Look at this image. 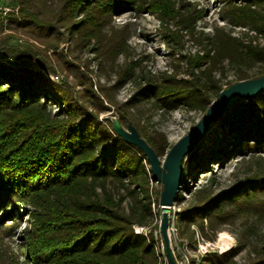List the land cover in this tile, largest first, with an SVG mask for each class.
<instances>
[{"label":"trees","instance_id":"1","mask_svg":"<svg viewBox=\"0 0 264 264\" xmlns=\"http://www.w3.org/2000/svg\"><path fill=\"white\" fill-rule=\"evenodd\" d=\"M16 2L6 27L23 30L43 44L42 48L31 44L39 51L52 50L60 70L78 68L60 48L67 38L75 47L93 52L100 65L109 60L118 81L111 86L99 83L94 89L86 75L85 89L78 91L66 79L55 81L35 69L31 46L0 56H11L7 62L0 61V264H169L156 249L152 229L144 234L134 228L150 226L153 203L158 205L160 198L153 197L150 181L158 179L147 170L150 163L143 150L120 137L113 121L101 115L113 111L124 127L134 125L157 155L164 157L171 144L163 132L143 120L142 104L165 111L189 107L205 112L224 88L216 73H224L227 59L236 66L237 81L250 78L254 67L258 77L264 75V0H228L224 19L254 30L249 41L224 29L215 37L199 31L203 9L176 0ZM128 11L159 17L164 36L174 44L171 49H181L186 34L200 43L207 39L202 54L187 57L191 78L174 74L158 82L145 77L144 86L139 85L126 101H118L117 89L137 77L141 63L133 57L130 25L114 22V16ZM120 55L125 61L119 65ZM220 121L229 124L236 141L243 134L264 141V93L234 103ZM224 140L217 138L220 148H210L206 154L218 159V168L224 155L230 154L223 149ZM248 146L259 144L244 143L240 152L246 154ZM200 165L206 167L204 162ZM208 181H217L214 172ZM257 188L264 190V175L240 180L236 187L218 194L211 187L198 190V200L182 222L188 228L197 223L204 230V218L212 223L233 215L229 204L258 215L264 212V201L256 200ZM181 196L178 193L177 200ZM21 211L26 212L27 224ZM17 239L20 243L14 248L12 241ZM237 252L238 248L211 255L202 264H228ZM251 264H264V246Z\"/></svg>","mask_w":264,"mask_h":264},{"label":"rangeland","instance_id":"2","mask_svg":"<svg viewBox=\"0 0 264 264\" xmlns=\"http://www.w3.org/2000/svg\"><path fill=\"white\" fill-rule=\"evenodd\" d=\"M184 4L191 3L198 8L203 9L204 17L198 22V30L203 31L211 37L220 34V29L231 33L236 37H244L245 41H249V37L256 34L254 30L244 26H233L228 20L224 19V12L227 8L228 0H176ZM16 0H0V13L4 19L3 26H0V56L12 55L13 48L23 49L31 46L34 58V68L42 70L45 75L55 81L66 79L69 84L78 91L85 89L84 82L86 75L91 78L93 88L97 89L99 83L111 86L118 81V72L112 67L109 60L95 58V54L88 49H80L74 46V43L67 38L61 44L60 48L65 49L67 59L76 63L78 68L60 70L56 62V56L49 50L47 54L42 52L36 46L44 47L43 44L36 41L33 37L25 33L23 30H10L6 27L7 17L10 11L16 7ZM17 10V8L15 9ZM114 22L121 26L124 23L130 25L129 43L134 48L133 57L141 63L137 67V77L132 80L123 82L116 91L118 101L123 102L130 98L139 85L146 84V78H151L158 82H163L166 75H174L178 78H191L190 67L187 62L189 54H202L207 39L203 42H197L188 34L184 36V45L181 49H171L168 40L164 36L159 17L150 12L128 11L114 16ZM3 27V28H2ZM247 33V34H246ZM263 43V39H259ZM35 43L36 46L31 45ZM59 48V50H60ZM44 50L46 48H43ZM12 53V54H11ZM9 57H0V61L7 62ZM60 58V64L64 59ZM44 61L45 64L42 63ZM125 57L120 55L118 63L123 64ZM225 71H218L216 76L222 80L223 87L237 82V69L228 59L224 63ZM51 67L57 70L56 73L51 72ZM258 67H254L250 78L258 77ZM85 75V76H84ZM141 75H144L143 77ZM264 93V91L262 92ZM252 98V97H251ZM248 98V99H251ZM215 99V98H214ZM213 99V100H214ZM248 99H243L247 101ZM113 111L104 113L101 118L108 117L112 121L118 119L112 114ZM205 112L198 108L181 107L173 111H165L150 106L149 103H143L140 115L143 120L148 123L152 129L163 132L170 142L171 146L181 137L188 133L192 126L199 121ZM225 116V115H224ZM222 116L203 139L196 145L191 153L184 160L183 174L179 193L182 196L175 200L170 206L169 215V236L171 242V250L177 264H202L211 260V255H223L232 249H237L236 256L229 260L228 264H251L255 258L257 250L264 246V212L260 214L248 213L240 210L238 206L229 204V208L233 210V215L226 219L216 218L211 223L209 219L204 218V230L197 223H191L188 227L182 222L185 212L188 211L198 200L196 191L209 188L213 189V194H218L237 186L240 180L252 178L254 175H264V141L256 142L250 135L243 134L237 141L234 139L236 133L229 129V124L220 121ZM223 149L230 152L225 160L218 168V159L212 160L206 156L210 152V148L219 149L220 141L216 139L224 138ZM217 142V143H216ZM258 145L253 148L248 146V152H240V146L243 144ZM170 149V147H169ZM168 149V150H169ZM222 149V151H223ZM228 156V157H227ZM165 158L162 157L163 161ZM206 167L202 168V163ZM147 170L150 172V166L146 163ZM214 172L217 181L210 184L208 181L210 173ZM151 191L153 197H160L163 184L159 180L151 179ZM241 188H237L239 193ZM255 191L256 200L264 201V190L257 188ZM244 189H242L243 191ZM253 192V187H248ZM234 193V191H233ZM160 199V198H159ZM225 200L221 202L224 204ZM160 204L153 203V219L150 226L135 225L137 232L147 234L152 229L155 237V245L158 252L161 253L164 263L166 258L165 247L160 233V218L163 212ZM22 221L27 224L28 218L25 211ZM248 213V214H247ZM226 233L232 240V246L224 248L220 243L221 234ZM20 240L12 241V246L17 248ZM241 246V247H240ZM228 259V258H227ZM217 263V262H216ZM166 264V263H165Z\"/></svg>","mask_w":264,"mask_h":264},{"label":"water","instance_id":"3","mask_svg":"<svg viewBox=\"0 0 264 264\" xmlns=\"http://www.w3.org/2000/svg\"><path fill=\"white\" fill-rule=\"evenodd\" d=\"M263 91L264 75L242 79L221 89L218 96L211 101L204 116L192 126L187 134L170 147L163 161L134 125L129 124L128 127H124L118 119H114L113 128L125 141L143 150L150 163V172L163 184L159 204L163 208L170 207L177 199L183 177V164L188 154L203 139L215 122L225 115L231 105L240 100L254 97ZM159 229L169 264H177L171 250L167 211H163L161 214Z\"/></svg>","mask_w":264,"mask_h":264},{"label":"bare ground","instance_id":"4","mask_svg":"<svg viewBox=\"0 0 264 264\" xmlns=\"http://www.w3.org/2000/svg\"><path fill=\"white\" fill-rule=\"evenodd\" d=\"M169 207H164L163 210L164 211H169ZM233 240L226 234V233H222L221 234V238H220V243L223 244L224 248H229L232 245Z\"/></svg>","mask_w":264,"mask_h":264}]
</instances>
